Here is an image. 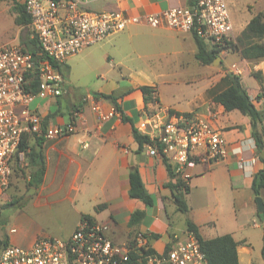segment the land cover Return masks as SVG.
Listing matches in <instances>:
<instances>
[{"label": "crops", "instance_id": "crops-1", "mask_svg": "<svg viewBox=\"0 0 264 264\" xmlns=\"http://www.w3.org/2000/svg\"><path fill=\"white\" fill-rule=\"evenodd\" d=\"M90 5L96 9L120 10L127 17H143L160 14L171 7L189 6V2L99 0ZM99 48L104 50L103 58L107 62L106 66L96 64L97 70L105 74L100 75L103 81L96 83L97 89L78 93L75 86L65 82L66 92L62 96L36 97L31 103V108L42 117L43 131L26 133L24 139L27 141V154L34 147L42 154L44 172L41 175L40 166L31 165L27 156L25 164L14 171L10 186L5 190L0 185V239L7 238L9 245L30 247L38 237L53 236L51 233L56 231L64 232L63 236L68 238L83 216L89 215L110 225L112 238L127 234L128 240L130 233L136 230L158 234L157 238H150L151 245L158 252H164L174 241L186 238L189 231L187 219H191L205 238L231 234L239 242L240 264H264L263 257L262 260L256 258L250 237L251 234L260 239L264 236V213L258 210L252 189L254 175L264 168V161L252 135L250 118L238 109L225 110L223 105L213 101L212 91L218 79L227 71L235 70L255 100L261 86L252 72L262 71L264 78V59L249 60L236 52L235 60L225 65L224 73H219V78L215 79L214 73L208 70L212 65H204L196 57L197 43L193 32L166 25L152 27L144 21L129 24L124 31L102 41ZM90 51L84 59L97 62L95 54ZM103 58L98 56V60ZM192 60L200 68L198 73H194V79L188 82L205 81L204 84L189 95L169 89L173 96H168L165 85L175 83L174 77L185 76ZM203 65L207 68H201ZM119 76L128 78V84L123 85L117 78ZM153 78L161 81L158 83ZM181 82L187 83L186 80ZM144 85L155 88L161 106L209 119L221 131L225 142L227 153L224 158L214 163H198L187 169L190 187L186 194L187 212L177 208L169 186L177 180L171 177L166 161L148 154L146 147L140 148L134 138L133 128L140 132L146 111L154 110L155 106L152 102H145L140 90ZM96 92H119L117 102L120 109ZM88 94L94 97L104 113H109L113 107L118 112L101 120L91 101L84 99ZM255 102L264 111V99ZM73 119L76 126L73 133L47 135L50 128L66 126ZM135 166L147 191L155 198L151 207L130 197L129 173ZM37 178L40 179L38 185H31ZM16 195L17 198L26 196L24 201H19L29 209L25 219L48 221L47 224L37 223V230L26 231L22 235H17L13 231L15 227H12L4 237L2 229L6 228L7 220L1 217L2 211L15 203L11 198ZM260 196L264 201V189ZM99 205L104 207L96 209ZM138 209L144 210L146 215L139 225L130 227L131 214ZM13 223H16L15 219Z\"/></svg>", "mask_w": 264, "mask_h": 264}, {"label": "built area", "instance_id": "built-area-1", "mask_svg": "<svg viewBox=\"0 0 264 264\" xmlns=\"http://www.w3.org/2000/svg\"><path fill=\"white\" fill-rule=\"evenodd\" d=\"M99 0H20L30 16L29 26L41 51L60 63L72 55L124 31L129 24L144 21L152 27L169 26L196 32L210 47L230 42L234 25L227 0H198L194 6H176L160 14L127 17L115 9H96ZM38 64V66H36ZM36 73L38 90L29 89V76ZM66 92L61 72L47 60L37 62L33 53L20 44L0 46V185L7 189L14 175V164L23 166L28 148L21 144L26 133L43 131L41 115L31 108L36 97L53 98ZM93 110L101 120L113 116V107L104 113L91 94ZM154 110L146 111L141 134L150 142L147 153L167 160L189 184L187 169L198 163L218 162L226 155L221 131L209 119L177 114L160 105L156 91ZM76 130L74 119L66 126L47 131L48 136L67 135ZM110 225L83 218L68 238L40 236L30 247L8 245L0 252V264H208L199 240L188 231L186 238L174 241L158 252L146 232L118 242L110 236Z\"/></svg>", "mask_w": 264, "mask_h": 264}, {"label": "trees", "instance_id": "trees-1", "mask_svg": "<svg viewBox=\"0 0 264 264\" xmlns=\"http://www.w3.org/2000/svg\"><path fill=\"white\" fill-rule=\"evenodd\" d=\"M189 6H194L197 4L198 0H188ZM17 17L15 19L16 24L29 26L30 16L26 12L24 2H18L16 6ZM32 29L29 26L28 35L22 38V44L25 49L33 53L34 59L37 62L49 61L53 66L64 76V72L61 66L64 63H60L55 59H52L47 54L41 51L39 42L36 37L32 36ZM194 38L197 43V59L204 65H209L214 62V60L219 56L221 50L226 48H231L240 53L243 58L249 60H262L264 59V19L262 14H257L249 21L245 29L240 33L235 41H228L219 47H209L206 42L201 39L196 32H193ZM254 75L260 83L261 89L255 100L264 99V78L262 71H253ZM223 86L219 89H213V101L224 106L225 110L231 111L238 109L244 115H247L251 120L252 125V135L256 141L257 150L261 152L264 150V111L259 109L256 102L250 96L247 87L243 82V78L240 74L234 71H227L223 76ZM221 79V80H222ZM38 77L36 73L29 76V89L32 92H37L38 90ZM140 90L143 92L145 102L148 103L152 101V96L155 91L153 86H141ZM96 95L102 96L106 99L111 100L115 106L120 109L118 105L117 98L119 97V92H113L110 94L96 92ZM159 100V99H158ZM172 112H175L172 110ZM177 114L190 115L191 113H180ZM124 120H131L128 117H123ZM132 121V120H131ZM133 134L135 140L138 142L140 148H143L146 143L150 142V138L147 135L141 134L136 127L133 128ZM40 143V141H39ZM27 148V141L23 139L21 144V149ZM29 157V162L31 165L40 166V174L44 172V159L42 154L38 153L36 148H32L31 153L27 154ZM171 177H175L176 174L171 168V165L167 160H165ZM264 161V160H263ZM18 169V164H14V171ZM40 179L37 178L35 182H31V185H38ZM130 197L139 199L145 203L147 207H151L155 204V198L150 194L145 184L142 180L141 174L137 166L132 168L129 173ZM169 186L173 190L175 203L177 208L182 212H187L189 206L186 200V194L189 192V184L178 177L175 183H170ZM252 189L255 196H260L262 190L264 189V168L259 170L253 178ZM14 203V202H13ZM104 205H99L96 209H101ZM146 212L144 210H135L131 214L129 221V226L134 227L139 225L144 219ZM83 218L93 219L89 215H84ZM187 228L190 232L194 233L199 240L200 246L206 255L208 264H240L238 246L239 242L231 234H224L214 238H205L199 227L191 220L187 219ZM138 233V230L132 231L130 236L133 237ZM150 238H157L158 234H149ZM9 245L8 239H0V249H4ZM1 252V251H0ZM262 255L264 258V245L262 249Z\"/></svg>", "mask_w": 264, "mask_h": 264}, {"label": "rangeland", "instance_id": "rangeland-1", "mask_svg": "<svg viewBox=\"0 0 264 264\" xmlns=\"http://www.w3.org/2000/svg\"><path fill=\"white\" fill-rule=\"evenodd\" d=\"M20 2V0H0V46L6 45V44H22V38L28 35L29 32V26L24 25H18L15 22V19L17 17L16 13V6L17 3ZM230 13H231V20L234 25V33L231 36V40L235 41L237 37L240 35V33L245 29L249 21L257 14H262V17L264 19V0H227ZM97 43L93 46L87 47L80 51L79 53H76L72 55L70 58L66 60V62L61 66L62 71L64 72V78L67 85H73L76 87V90L78 93L85 92L86 89H97V82L103 81V77L100 76L104 72L97 70L96 64L99 66L100 64H103L106 66V58H103V54L105 53L102 48H99V44ZM109 47V46H108ZM106 47V48H108ZM89 50L92 51V53L95 54L97 62L96 61H87L84 59V56L86 53L89 52ZM90 51V52H91ZM237 51L231 48H226L220 51L218 58H220V61H218L216 64L211 63L212 67L211 70L212 73H214V77L219 78V73H224L226 66L230 65L232 61L235 60V53ZM98 56L103 58V60H98ZM109 62V61H108ZM199 65L195 64L192 60L191 63L188 66V71H185V76H177L172 78V80H175V83L165 85V88L167 90L168 96H173V93H169V89H177L178 92L187 93L186 95L192 94L193 90L197 89L201 86V84H204L203 82H188L189 79H194V73H198L199 71ZM201 68H207L203 65ZM106 70V68H104ZM235 72V70H233ZM226 74V73H225ZM105 75V74H103ZM188 75H193L188 76ZM107 76V75H106ZM108 77V76H107ZM198 77V76H196ZM118 80L123 84L127 85L128 78L124 77H117ZM223 77L217 80L215 88L219 89L223 86ZM158 83L161 81L160 78H153ZM222 79V80H221ZM186 80L187 83L183 84L181 81ZM18 188V184H16L15 189ZM28 195V193H26ZM25 195V194H24ZM22 195V197L17 198L16 196H12V200L14 199L15 203L10 206L9 208H6L2 211L1 217L7 220L6 221V228L2 229V232L5 237L6 232H10V229L12 227H15L13 229L14 232H16L17 235H22L26 231H35L38 229V225L41 223H46L48 220H35L26 218L25 214H29V209H27L25 206L26 204L20 205L21 201H24L26 196ZM21 200V201H20ZM20 201V202H19ZM19 202V203H18ZM25 210V212H24ZM28 213H27V212ZM11 217L9 218V216ZM9 218V220H8ZM14 219L16 223L14 222ZM23 220V221H21ZM38 223V225H37ZM51 223H49V226ZM47 228V225L45 226V229ZM251 231H254V229H251ZM64 233V232H63ZM63 233H59L56 231V233H51L55 237L59 238H65L63 236ZM130 237V236H129ZM252 247L254 249V254L257 256L256 258H261L262 260V249L264 245V236L263 238H259V236H255L254 234L250 235ZM118 242L126 240L127 234H124L123 236H116L113 237ZM4 239V238H3ZM26 245V244H25ZM18 247H28V246H22V245H16ZM2 249H0L1 251Z\"/></svg>", "mask_w": 264, "mask_h": 264}, {"label": "water", "instance_id": "water-1", "mask_svg": "<svg viewBox=\"0 0 264 264\" xmlns=\"http://www.w3.org/2000/svg\"><path fill=\"white\" fill-rule=\"evenodd\" d=\"M218 61H220V58H216L214 60V64H216ZM36 66H38V64H36ZM54 68H57L56 66H54ZM260 157L264 160V150L260 152ZM256 201H257V206H258V210L261 212V213H264V201H263V198L261 196H257L256 197Z\"/></svg>", "mask_w": 264, "mask_h": 264}]
</instances>
